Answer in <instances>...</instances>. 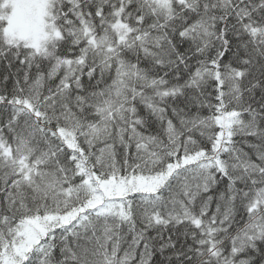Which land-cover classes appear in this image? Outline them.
<instances>
[{
	"label": "snow or ice",
	"instance_id": "1",
	"mask_svg": "<svg viewBox=\"0 0 264 264\" xmlns=\"http://www.w3.org/2000/svg\"><path fill=\"white\" fill-rule=\"evenodd\" d=\"M0 264H264V0H0Z\"/></svg>",
	"mask_w": 264,
	"mask_h": 264
}]
</instances>
